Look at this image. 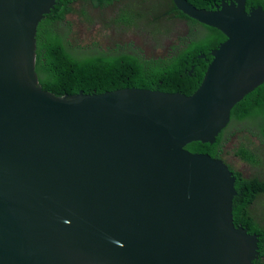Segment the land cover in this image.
<instances>
[{"label": "water", "instance_id": "obj_1", "mask_svg": "<svg viewBox=\"0 0 264 264\" xmlns=\"http://www.w3.org/2000/svg\"><path fill=\"white\" fill-rule=\"evenodd\" d=\"M246 1L174 0L227 36L193 94L58 96L36 70L38 26L57 0H0V264H254L259 237L234 223V172L186 149L214 143L264 83V8ZM229 131L225 160L264 179L260 129ZM252 211L264 225V194Z\"/></svg>", "mask_w": 264, "mask_h": 264}, {"label": "trees", "instance_id": "obj_2", "mask_svg": "<svg viewBox=\"0 0 264 264\" xmlns=\"http://www.w3.org/2000/svg\"><path fill=\"white\" fill-rule=\"evenodd\" d=\"M189 1L199 8L214 9L223 0ZM83 2L103 13L114 11L112 17L107 18L104 14L98 17L104 23V31L113 25L161 28L166 22L167 27L161 33H168L172 21H179L184 26L176 40L161 54H152L159 43L152 46L153 50L150 48L151 51L145 52L141 47L133 49L121 38L113 40L106 48L101 47L103 43L83 46L76 43L79 39L75 38V22L69 19L78 12L83 16L82 20L94 24L90 10L84 6L79 11L76 9L78 3ZM258 6L264 8V0L246 1L247 11ZM226 39L220 29L201 23L178 9L174 0H57L55 8L38 26L36 70L43 89L58 96L75 95L81 90L103 93L127 87L191 95L204 79L213 59L212 50ZM202 54L205 57H201ZM241 122L252 129H260L264 137V83L234 106L230 124L214 143L195 141L186 149L223 158L220 154L225 149L229 130ZM249 154L255 157L250 150ZM241 156L249 159L246 155ZM231 170L236 177L237 190L233 202L234 223L236 227L247 228L251 234L258 235L260 255L254 264H264V225L258 222L252 211L259 196L264 194V179L247 177L233 166Z\"/></svg>", "mask_w": 264, "mask_h": 264}, {"label": "rangeland", "instance_id": "obj_3", "mask_svg": "<svg viewBox=\"0 0 264 264\" xmlns=\"http://www.w3.org/2000/svg\"><path fill=\"white\" fill-rule=\"evenodd\" d=\"M82 6H84L86 10H90L94 18V24L82 20L83 16L78 12L70 15L69 19L75 22V38L79 39L76 43L82 44L83 46H92L95 43L100 46L103 43L101 47L106 48L109 47L108 45L110 42L121 38L126 43H130L133 49H135V46L141 47L145 52L153 50L154 48L152 46L159 43L152 54H161L165 51L167 45L176 40L178 33L181 32V28L184 26V24L179 21H172L168 26L170 28L168 33H161V31L165 30L167 27L166 22L162 23L161 28L154 27L151 29H144L142 25L140 27L125 28L122 27V25H113L111 28L104 31V23L98 19V17L102 14L106 17H112L114 11L108 10L103 13L102 11L92 9L84 2L78 3L76 9L79 11ZM159 29L160 31H157Z\"/></svg>", "mask_w": 264, "mask_h": 264}, {"label": "flooded vegetation", "instance_id": "obj_4", "mask_svg": "<svg viewBox=\"0 0 264 264\" xmlns=\"http://www.w3.org/2000/svg\"><path fill=\"white\" fill-rule=\"evenodd\" d=\"M246 123L245 122H241V124H239V125H245ZM232 134H233V132H232ZM231 134V136L233 137L234 136V134L232 135ZM226 154H227V152H226V150L224 149V151H222L221 152V156L224 158H220V159H222L226 164H228L229 165V167L231 168V166H232V164L231 163H229V162H227L226 160H225V157H226ZM218 158V157H217Z\"/></svg>", "mask_w": 264, "mask_h": 264}]
</instances>
